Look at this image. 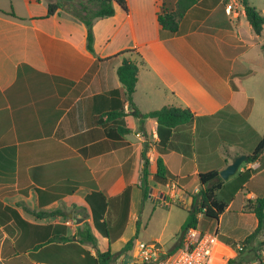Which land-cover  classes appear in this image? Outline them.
Masks as SVG:
<instances>
[{
    "label": "crops",
    "instance_id": "crops-1",
    "mask_svg": "<svg viewBox=\"0 0 264 264\" xmlns=\"http://www.w3.org/2000/svg\"><path fill=\"white\" fill-rule=\"evenodd\" d=\"M125 1L127 10L115 5L114 15L93 20L90 53L87 26L69 12L47 15L45 0H0V203L28 223L11 219L10 231L0 225V264H62L63 238L78 242L88 233L99 250L104 251L101 239L115 253L119 241H128L119 218L136 224L150 203L146 220L173 204L186 208L185 220L201 188L199 173L219 172L264 140V125L248 124L253 97L245 81L251 71L237 59L264 40V26L250 43L238 36L244 26L253 31L242 3L200 0L170 34L157 21L163 0ZM10 11L14 16L4 13ZM124 58L139 67L133 103L140 112L175 106L194 114L193 122L172 129L169 148L160 143L154 119L131 114L117 76ZM118 111V117L105 116ZM158 157L172 176L165 183L154 177ZM144 168L149 187L143 201ZM244 169L251 172L248 181L217 221L219 227L224 216L233 215L229 223L237 233L242 220L251 219L243 239L257 226L254 213L243 211L244 201L264 200V150L237 173ZM94 191L109 200L106 217L121 230L111 243L93 222L86 196ZM52 237L60 263L44 259L51 252L34 249ZM260 239L241 252L219 243L209 264H226L231 257L264 264V248L255 247ZM139 242L135 237L133 246ZM79 244L96 255L90 242Z\"/></svg>",
    "mask_w": 264,
    "mask_h": 264
},
{
    "label": "trees",
    "instance_id": "trees-1",
    "mask_svg": "<svg viewBox=\"0 0 264 264\" xmlns=\"http://www.w3.org/2000/svg\"><path fill=\"white\" fill-rule=\"evenodd\" d=\"M41 1V0H33ZM47 1V15H52L60 10L69 12L74 17L82 21L87 26L86 33V48L90 53H94L93 49V32L92 22L97 18H104L114 15L115 5H119L122 9L127 10L125 0H46ZM202 1V0H201ZM200 0H175L174 4H169L163 0L159 11L157 13V21L162 30L173 34L178 31L179 22L189 9L198 4ZM244 7L245 17L250 24L252 30L256 34H260L264 26V15L260 13L256 7L252 6L248 0H241ZM76 3L79 7H76ZM7 15L14 16L12 11L4 12ZM131 51V50H126ZM125 52V51H124ZM139 67L137 63L129 58H124L121 64L117 67V76L121 83V92L124 100L128 101L133 107L131 114L140 118L154 119L157 122L158 135L160 143L169 148L168 141L173 135L172 129L184 126L187 123L193 122L195 119L194 114L188 108H180L175 106H163L159 109L150 110L148 112H140L133 103V93L138 79ZM123 107V102H121ZM222 113V112H221ZM220 114V112H219ZM121 111L106 113L105 116H120ZM162 130L166 135H162ZM124 131L128 132L126 128ZM167 145V146H166ZM166 148V149H167ZM165 150V149H164ZM264 150V140H261L250 154H247L245 162H252ZM161 152V151H160ZM157 169L154 174L155 179L165 183L172 176L166 171L161 157L157 160ZM146 165V164H145ZM146 167V166H145ZM250 170L244 169L239 171L231 179L224 180L215 169L202 171L199 173V181L201 188L193 198V204L188 209L186 219L181 225L180 240L189 228H196L199 220V215L214 218L218 221L219 216L226 210L229 202L233 199L236 192L244 187V184L250 177ZM148 182L146 168L143 170L141 181L142 200L148 197ZM123 195L129 199V189H125ZM89 203L93 222L98 231L108 238L109 243L113 242L119 235L121 230L112 226L106 217V209L109 200L99 191H94L86 196ZM243 211L252 212L257 218V226L254 230L243 240L244 245L250 243L256 237L261 236L258 244V249L264 248V200L256 199L255 201L246 199L244 201ZM28 224L24 221L18 212L9 206H4L0 203V225L3 226L5 231H10L11 226L8 224L9 220ZM136 234L130 238L125 245L121 248L123 250H132ZM65 242L63 245L64 253L62 264H114L117 253H111L110 249L101 251L95 246V239L90 233L83 237L78 238V242H74L73 237H64ZM90 242L96 255L93 256L90 250L81 247L79 243ZM179 244H177L178 247ZM34 249H40L41 252H51V257L41 256L38 253L31 256L35 259L45 257V260L60 263V259H54L56 254H60L59 245L56 244L54 237L45 239L34 246ZM57 250V251H56ZM58 252V253H56ZM241 252V251H240ZM255 257H258L256 250H254ZM243 259L231 257L226 260V264H243ZM141 264V263H133Z\"/></svg>",
    "mask_w": 264,
    "mask_h": 264
},
{
    "label": "rangeland",
    "instance_id": "rangeland-1",
    "mask_svg": "<svg viewBox=\"0 0 264 264\" xmlns=\"http://www.w3.org/2000/svg\"><path fill=\"white\" fill-rule=\"evenodd\" d=\"M24 1V0H20ZM46 1V0H45ZM231 4L242 3L241 0H230ZM248 2L256 7L257 10H264V0H248ZM76 7L79 4L76 3ZM247 26L241 28L238 32L240 38H244L245 43H250L249 39L256 36L254 31H247ZM258 38V37H256ZM239 52L235 53L237 55ZM239 62L244 64L248 70L251 71V75L248 80L245 81L247 92L253 97L252 112L249 116L248 124L255 127L256 129L264 125V40L259 44L252 45L251 47H246L243 52L237 55ZM169 208L161 206L157 209L149 220L145 218L151 215L150 203L146 204L144 213L141 219L135 224H129L124 221V219L119 218L118 225L122 227L127 240L132 238L136 234V239L140 242H149L157 240L162 250L167 253H173L177 251V242L180 239V227L183 223L184 216L186 214V208L177 207V205ZM155 206V205H154ZM156 207V206H155ZM230 212L229 214H232ZM169 214V215H168ZM226 215L223 217L221 226L218 227L217 220L214 218H208L205 216L200 217L198 220L197 228L201 231L214 232L217 230L218 242L222 246H229L231 243L233 247L236 248L237 243H243V237L250 231L253 221L249 218H245L243 221L242 228L239 232H232V222L234 217ZM126 242L119 241L115 247L119 251L117 253L116 259L113 261L114 264H133L136 262L137 258L134 257L136 253V245L133 246L132 250L121 249ZM98 247L100 249L108 250V242L101 241L99 239ZM258 248V244L256 246ZM222 262V261H221ZM252 261L251 263H253ZM220 264H223L220 263Z\"/></svg>",
    "mask_w": 264,
    "mask_h": 264
},
{
    "label": "built area",
    "instance_id": "built-area-1",
    "mask_svg": "<svg viewBox=\"0 0 264 264\" xmlns=\"http://www.w3.org/2000/svg\"><path fill=\"white\" fill-rule=\"evenodd\" d=\"M217 230L201 231L197 227L189 228L181 239V243L172 254L164 252L157 241L139 242L136 244L134 257L141 264H209L212 254L218 247ZM244 249L243 243L236 244V251ZM259 259L253 263L258 264ZM245 264V263H244Z\"/></svg>",
    "mask_w": 264,
    "mask_h": 264
},
{
    "label": "water",
    "instance_id": "water-1",
    "mask_svg": "<svg viewBox=\"0 0 264 264\" xmlns=\"http://www.w3.org/2000/svg\"><path fill=\"white\" fill-rule=\"evenodd\" d=\"M246 157L247 156L245 154L236 156L225 168L219 170V176L224 180L234 176L237 173L239 166L246 160Z\"/></svg>",
    "mask_w": 264,
    "mask_h": 264
}]
</instances>
